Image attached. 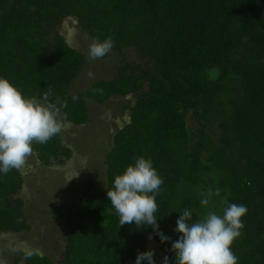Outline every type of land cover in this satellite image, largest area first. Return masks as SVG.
<instances>
[{
  "label": "trees",
  "instance_id": "16d2710c",
  "mask_svg": "<svg viewBox=\"0 0 264 264\" xmlns=\"http://www.w3.org/2000/svg\"><path fill=\"white\" fill-rule=\"evenodd\" d=\"M67 16L92 40L112 37L111 51L136 48L139 57L152 61V70H122L73 101L67 90L88 59L54 30L56 20ZM211 70L218 73L215 79ZM0 76L29 97L53 89L74 126L88 122L87 99L103 104L139 95L124 107L129 122L113 136L105 157L104 194H98L97 176L84 173L69 186L68 206L52 210L67 234L64 259L56 264H136L147 240L171 252L174 264L171 243L178 238L179 214H222L219 198L207 209L199 203L209 186L248 209L232 244L238 264H264V0H0ZM187 114L197 122L194 131ZM33 151L44 164L70 157L60 135L34 143ZM136 156L151 159L163 179L158 233L147 230L154 226L120 227L106 198L114 176ZM20 186L16 171L0 176V232L27 229L22 203L8 205ZM160 235L169 241L161 243ZM22 261L53 264L27 253Z\"/></svg>",
  "mask_w": 264,
  "mask_h": 264
},
{
  "label": "rangeland",
  "instance_id": "374dc122",
  "mask_svg": "<svg viewBox=\"0 0 264 264\" xmlns=\"http://www.w3.org/2000/svg\"><path fill=\"white\" fill-rule=\"evenodd\" d=\"M54 30L72 49L88 57V46L92 39L78 26L75 18L67 16L57 19ZM122 70L151 71L152 61L139 57L134 47L120 53L111 51L105 58L84 62L82 70L68 88L67 95L75 97L96 82L113 79ZM217 74L215 70L208 72L210 79H215ZM138 97L115 96L103 104L87 99L88 122L83 126L68 123L62 110L59 111L58 119L66 126L60 134V142L70 152V157L44 164L33 151L26 165L30 170L16 171L21 186L8 198V205L16 208L17 201L22 203L19 211L27 229L0 232V260L7 264L19 260L22 264V255L30 249H39L41 256L48 257L53 264L64 259L67 234L63 230V222L53 218L52 210L68 206L71 202L69 186L84 173L97 176L98 194H104L107 187L105 157L112 149L113 136L129 122V112L124 107L133 106ZM186 121L189 130L197 129V122L191 114H187ZM143 253L154 256V264H162L164 257H168L170 263L172 256L171 252L162 250L151 240L142 245Z\"/></svg>",
  "mask_w": 264,
  "mask_h": 264
},
{
  "label": "clouds",
  "instance_id": "9594fccd",
  "mask_svg": "<svg viewBox=\"0 0 264 264\" xmlns=\"http://www.w3.org/2000/svg\"><path fill=\"white\" fill-rule=\"evenodd\" d=\"M114 46L110 36L103 40L93 38L88 46V61L105 57ZM76 99L73 97V101ZM62 107H66V102L56 97L51 88L40 96L29 97L0 76V176L30 170L26 165L33 153V144L43 145L65 130V124L58 119ZM162 185L163 179L153 162L143 156L134 157L132 164L115 175L106 198L119 217L120 227L125 224L142 229L145 225L154 226L147 230L158 233L157 195ZM200 196L199 203L206 209L212 206L214 198H219L225 205L222 214L209 210L199 219L193 218L190 209L179 214L174 230L178 238L171 243L174 264H238L232 244L241 236L247 207L229 202L227 192L222 195L219 187L209 186ZM159 239L165 243L170 238L160 235ZM27 255L41 256L42 253L39 249H30ZM154 261L150 253H143L137 257L136 264H154ZM0 264L5 262L0 260ZM162 264H169L168 257H164Z\"/></svg>",
  "mask_w": 264,
  "mask_h": 264
}]
</instances>
